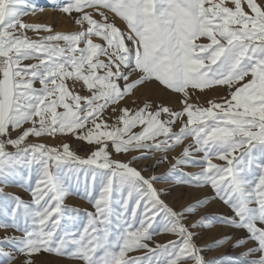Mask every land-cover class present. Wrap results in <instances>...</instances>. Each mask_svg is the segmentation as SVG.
Listing matches in <instances>:
<instances>
[{
	"label": "snow or ice",
	"instance_id": "6c2138e0",
	"mask_svg": "<svg viewBox=\"0 0 264 264\" xmlns=\"http://www.w3.org/2000/svg\"><path fill=\"white\" fill-rule=\"evenodd\" d=\"M54 7L75 27L25 22L30 0H0V264L43 254L71 264H264V0ZM149 83L176 94L179 108L129 106ZM130 151L167 172L145 176L113 157ZM169 178L210 189L225 212L189 222L209 197L177 210L155 186ZM73 186L92 207L78 227L80 209L65 203ZM216 224L234 235L198 245L197 230ZM159 232L175 238L157 241ZM225 243L245 250L206 257Z\"/></svg>",
	"mask_w": 264,
	"mask_h": 264
},
{
	"label": "rangeland",
	"instance_id": "374dc122",
	"mask_svg": "<svg viewBox=\"0 0 264 264\" xmlns=\"http://www.w3.org/2000/svg\"><path fill=\"white\" fill-rule=\"evenodd\" d=\"M62 0H30V3L35 5V11H28V13L23 16L25 22L28 23H40L52 25L55 30H69L74 28L72 21L70 18L60 11L54 5H58ZM119 23V21H117ZM29 36H32L33 33L29 32ZM224 90L214 89L213 91L207 92L203 95H198L197 99L201 104L205 102L206 99L216 98L222 96ZM151 100L156 103H160L161 101L168 105H173L179 108L178 97L176 94L164 90L162 87L155 85L154 83L146 84L144 87H138L135 92V96H130L126 103L131 106L133 101H144ZM57 140V138H52L49 140L50 143H53ZM71 145L74 150L78 152L79 155L85 156L88 154L89 146H86L83 142L76 141L75 139L71 140ZM176 151H180L179 148ZM134 155H139L135 152H128L127 154H115L113 153V157L116 159H121L125 161H131L132 166L136 167L139 170H142V173L145 176L148 175H161L165 174L168 169L167 163H161L159 167H148V165H154L155 158L149 159H137L132 160ZM160 153H156V156H159ZM170 155H174V153H170ZM218 162V161H217ZM186 172H196L199 170V166L186 167L184 169ZM157 188L162 189L164 194L163 198L169 203L171 206L176 208L177 210H181L186 207L190 202H193L196 199H203L205 196L209 197V203L201 208L195 216H189L188 220L191 222L193 219H198L200 215L204 213L210 214H222L225 212V206L219 200L212 199V192L208 188H198L196 186H184V185H176L172 179H163L158 180L155 185ZM7 191L15 192L17 194L22 195L25 199L28 198V192L26 189L13 185L12 187L6 189ZM65 203L71 206H74L80 209L78 213L79 222L77 223V227L79 223L86 222L85 210H92L91 204L85 198H82L81 195L76 194L75 186L70 189L69 195L66 197ZM12 230L9 229V232ZM199 235L197 237V243L201 247L206 244H211L214 240L219 239L222 235L231 233V230L227 228V226L216 224L212 227H202L197 230ZM19 233H17L18 235ZM4 232L0 230V236H3ZM171 234L159 232V234L154 236V239L160 242H165L169 239H174ZM243 247L241 248H232L229 243H225L220 247H211L205 250L206 257H221V256H237L240 252L244 251ZM22 259V257H21ZM37 264H71L67 258L61 259L56 257L54 254H43L35 257ZM226 264V261H225Z\"/></svg>",
	"mask_w": 264,
	"mask_h": 264
},
{
	"label": "bare ground",
	"instance_id": "6f19581e",
	"mask_svg": "<svg viewBox=\"0 0 264 264\" xmlns=\"http://www.w3.org/2000/svg\"><path fill=\"white\" fill-rule=\"evenodd\" d=\"M71 20V19H70Z\"/></svg>",
	"mask_w": 264,
	"mask_h": 264
}]
</instances>
